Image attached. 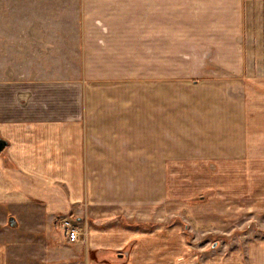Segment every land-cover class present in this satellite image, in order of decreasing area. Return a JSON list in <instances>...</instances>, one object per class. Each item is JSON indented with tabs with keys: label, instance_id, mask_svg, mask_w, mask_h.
<instances>
[{
	"label": "crops",
	"instance_id": "obj_1",
	"mask_svg": "<svg viewBox=\"0 0 264 264\" xmlns=\"http://www.w3.org/2000/svg\"><path fill=\"white\" fill-rule=\"evenodd\" d=\"M144 20L150 71L166 70L173 40L206 56L197 71L236 78L201 82L240 90L175 105L146 95L137 108L100 94L113 81L0 78V264H168L172 232L184 240L167 224L169 148L187 180L209 178L199 187L210 200L264 199V0H144ZM217 50L240 63L213 64ZM64 217L79 241L67 240ZM246 238L221 241L206 264H264V239Z\"/></svg>",
	"mask_w": 264,
	"mask_h": 264
},
{
	"label": "rangeland",
	"instance_id": "obj_2",
	"mask_svg": "<svg viewBox=\"0 0 264 264\" xmlns=\"http://www.w3.org/2000/svg\"><path fill=\"white\" fill-rule=\"evenodd\" d=\"M144 21V0H0V78L85 75L89 80L113 81L114 84L100 87V94L109 91L112 95L134 97L137 108L143 106L146 95L165 97L169 105H175L181 101L177 98L186 101L192 96L238 93L234 91L239 88L201 82L205 78H236L228 71H197L206 56L193 54L190 47L184 50L177 41L169 40L166 70L150 71V57L145 55ZM112 29L119 31L113 38ZM103 35H109V39H102ZM222 51L209 57L213 64L240 63L239 55H219ZM84 56L88 62L85 72L84 63L81 64ZM153 62L154 57L152 68ZM168 155L172 167L167 224L169 231L175 226L181 228L184 239L172 232L168 264H206L210 252L221 241L245 243L247 236V240L264 239V199L245 201L243 208L234 202L210 200L199 187L200 181L209 178L196 176L197 181L192 183L186 179V170L191 173V169L175 167L172 148ZM177 191V197L184 199H175ZM244 208L248 214H244ZM257 210L259 216L252 214ZM231 225L235 226L233 230Z\"/></svg>",
	"mask_w": 264,
	"mask_h": 264
},
{
	"label": "built area",
	"instance_id": "obj_3",
	"mask_svg": "<svg viewBox=\"0 0 264 264\" xmlns=\"http://www.w3.org/2000/svg\"><path fill=\"white\" fill-rule=\"evenodd\" d=\"M59 226L64 231V234L69 242H77L84 234L81 228L74 224L69 218L64 217L59 220Z\"/></svg>",
	"mask_w": 264,
	"mask_h": 264
},
{
	"label": "water",
	"instance_id": "obj_4",
	"mask_svg": "<svg viewBox=\"0 0 264 264\" xmlns=\"http://www.w3.org/2000/svg\"><path fill=\"white\" fill-rule=\"evenodd\" d=\"M6 142L0 138V152L5 148Z\"/></svg>",
	"mask_w": 264,
	"mask_h": 264
}]
</instances>
